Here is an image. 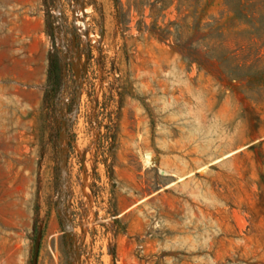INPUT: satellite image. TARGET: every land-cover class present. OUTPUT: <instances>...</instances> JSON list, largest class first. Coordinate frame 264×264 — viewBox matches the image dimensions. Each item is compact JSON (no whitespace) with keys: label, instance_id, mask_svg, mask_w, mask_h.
I'll return each instance as SVG.
<instances>
[{"label":"rangeland","instance_id":"rangeland-1","mask_svg":"<svg viewBox=\"0 0 264 264\" xmlns=\"http://www.w3.org/2000/svg\"><path fill=\"white\" fill-rule=\"evenodd\" d=\"M178 7L0 0V264H264L263 83Z\"/></svg>","mask_w":264,"mask_h":264},{"label":"trees","instance_id":"trees-1","mask_svg":"<svg viewBox=\"0 0 264 264\" xmlns=\"http://www.w3.org/2000/svg\"><path fill=\"white\" fill-rule=\"evenodd\" d=\"M163 2V8H170L176 0H157ZM181 10L193 9L191 20L184 19L177 27V41L184 34H205L199 43L206 48L207 58L220 64L222 73L231 81L250 79L264 86V0H224L225 11L220 17L210 15L208 0H178ZM210 20L209 23L206 21ZM254 40L261 42L252 60ZM185 43L184 45H186ZM182 45V46H184ZM231 46H234L232 49ZM61 61L59 55L52 54L49 71L51 93L61 88Z\"/></svg>","mask_w":264,"mask_h":264},{"label":"built area","instance_id":"built-area-1","mask_svg":"<svg viewBox=\"0 0 264 264\" xmlns=\"http://www.w3.org/2000/svg\"><path fill=\"white\" fill-rule=\"evenodd\" d=\"M61 13H60V11H59V15H60Z\"/></svg>","mask_w":264,"mask_h":264}]
</instances>
